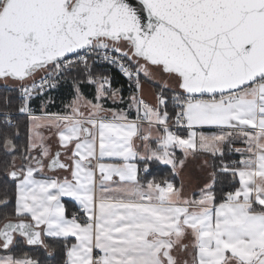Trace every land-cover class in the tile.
I'll list each match as a JSON object with an SVG mask.
<instances>
[{"label":"snow or ice","instance_id":"snow-or-ice-1","mask_svg":"<svg viewBox=\"0 0 264 264\" xmlns=\"http://www.w3.org/2000/svg\"><path fill=\"white\" fill-rule=\"evenodd\" d=\"M93 55L119 64L137 93L141 73L155 70L157 103L133 95L135 118L105 108L101 101L119 89L93 77ZM81 65L98 85L95 102L74 80L70 113L32 114L33 93ZM0 82L19 86L18 111L30 120L27 147L7 164L14 197L0 199V250L26 245L53 256L59 243L60 264H264V0H0ZM44 127L56 130L61 151L45 144ZM11 135L0 132L15 153ZM236 139L245 147L229 150L241 159L221 160L219 171L238 186L219 199L215 171L198 197L185 195L183 181L147 178L148 161L180 176L205 155L223 158ZM46 168L69 175L37 178ZM63 197L78 203L83 220L67 215ZM0 264L40 261L24 252L0 255Z\"/></svg>","mask_w":264,"mask_h":264},{"label":"trees","instance_id":"trees-1","mask_svg":"<svg viewBox=\"0 0 264 264\" xmlns=\"http://www.w3.org/2000/svg\"><path fill=\"white\" fill-rule=\"evenodd\" d=\"M89 66L93 77H107L110 81L111 88L119 89V94L115 99L107 97L101 101L105 107L115 106L118 104L116 102H120V104L123 106L127 103H131V97L135 95V91L129 87L126 79L120 74L116 67L108 64H99L93 60H89ZM66 78L69 84H65L64 87L61 86V89L65 94H71V88L75 80L76 83L85 88V92L88 96H96L97 85L95 83H88L87 73L84 71L82 65L80 69L73 70L70 74L66 73L65 76L61 78L60 82ZM18 87L19 86L17 85H6L0 82V132L6 130L8 133H11V138L13 139L17 149L15 153H9L3 146V137L0 136V199H3L5 195H7L10 200L14 197V184L6 175L7 164L11 161L12 155H17L19 157L24 152V149L27 147L29 142V117L13 115L11 117L13 121L12 125H6L5 121L3 120L2 112H19L18 109L20 107V101L17 97ZM156 90L157 93H159L161 91V86L156 85ZM165 95L167 97L166 109L169 112V115L174 118L176 109L174 102L171 99L173 92L171 90H165ZM17 132L18 135H16ZM231 159H233V157L225 156L223 158H216L213 162V170L217 173L215 190L218 199L222 193L231 191L235 186L238 185L237 182L233 180L231 173H222L219 171L221 160H223V163H225L226 160ZM148 165L150 171V174H147L148 179H151L152 177H156L158 179L161 177H169L174 179L177 183L178 177L171 176L170 166H165L158 161H148ZM140 175L143 177L146 174L141 172ZM197 194L199 193H195V195ZM10 209L11 204L9 205V210ZM0 219H2V217H0ZM48 242L52 243L51 238H48ZM55 247L57 248V254L53 256H49L43 248H33L26 245L21 249H14L13 253L10 254L21 255L22 253L26 252L29 255L37 258L40 261V264H60L59 249L62 247V245L57 243Z\"/></svg>","mask_w":264,"mask_h":264},{"label":"crops","instance_id":"crops-1","mask_svg":"<svg viewBox=\"0 0 264 264\" xmlns=\"http://www.w3.org/2000/svg\"><path fill=\"white\" fill-rule=\"evenodd\" d=\"M142 75V73H141ZM155 78L157 76H160L158 73H155V70H153V76ZM151 82V81H150ZM69 84V82L66 79H63L60 83H58L55 87L51 88L50 90L36 94L33 97V103L36 106V113L34 115L37 116H44L48 114H66L71 112V108L69 107L72 104V101L76 98V89L74 87V84L71 88V94H65L61 86H65V84ZM141 83H142V91L139 92V97H142L144 101H146L148 104L155 105L157 103V90H156V85H160L158 82H151V83H144L143 82V77L141 78ZM97 85V84H96ZM98 87V85H97ZM96 87V88H97ZM80 93L83 95L84 98L87 100H91L95 102V97L88 96L85 92V88L83 86L79 85ZM115 106L112 107H105L108 109H112L115 111H120V110H125L130 113V118H135L136 117V110L135 107L133 106L132 108H129V104L127 103L124 106L120 104V102H116ZM133 111V114H132ZM41 133L42 135H45V144L50 147V151L55 154L57 151H61L60 145L58 142V137L56 135V130L54 128H41ZM200 131H204L205 133L211 134L216 131H218L216 128L213 127H205L203 129H200ZM186 132V130H185ZM187 134V133H186ZM185 134V135H186ZM137 144L140 145V151H143V146L140 141H137ZM153 143V147H154ZM245 147V144L240 140L236 139L231 145H225V156H230L233 157L231 160H226V161H238L241 159V154L229 149H235V148H240L243 149ZM38 151H34L33 155H38ZM177 156H182V153L177 150ZM216 158H221L219 156L217 157H212L209 155L203 156L200 161L190 163L188 167L185 169V171L180 175L177 176V185L183 181L184 183V191L186 196H196L198 197L199 194L195 195V193H199L200 188L203 187L205 182H208L211 180L210 173L213 172V162L215 161ZM60 159L62 162H65V155L62 153L60 156ZM203 159H207L209 161L208 166H204L203 168L201 167V163ZM225 161V162H226ZM50 160H46L45 163L48 164L50 163ZM105 162H111L107 158ZM19 163V161H18ZM143 161H137L138 167L142 168L143 167ZM69 175L66 172H63L62 170H48L47 168L45 169V172L41 174H37V178H45V177H56L59 176L60 178H63L64 176ZM238 186V185H237ZM63 203L66 206L67 210V215L71 214L72 212L75 211H80V206L76 201H74L70 197H63L62 198ZM6 253V252H5ZM10 254V253H6Z\"/></svg>","mask_w":264,"mask_h":264},{"label":"built area","instance_id":"built-area-1","mask_svg":"<svg viewBox=\"0 0 264 264\" xmlns=\"http://www.w3.org/2000/svg\"><path fill=\"white\" fill-rule=\"evenodd\" d=\"M111 55H113V56H118L117 53H111ZM89 60H93L94 62L99 63V64H103V65H104V64H106V65L108 64V65H113L114 67H116V69H118V71L120 72V74L126 79L127 84L129 85V87L135 91V95L139 97V93H137L136 90H135L134 82H133V81H130V80H129V79L123 74V72H122V70H121L119 64H117V63H108L107 61L103 60L102 57L99 56V55H93L92 57L89 58ZM123 62L125 63V65H128V64L130 63L129 61H127L126 58H123ZM43 75H44V73H38V74H37V76H36V78H35L37 83H39V81H40V77L43 76ZM60 80H61V78H58L57 80H55V81H54V82H55V85H57V84L60 82ZM105 87H108V85H105ZM51 88H53V87H51ZM51 88L45 86L44 91H39V90H37V91H35V92L33 93L32 99L29 101V105H28V107H29L30 111L32 112V114H35V113H36V106H35L34 103H33V97H34L36 94L46 92V91L50 90ZM17 97H18V99H19V101H20V106H21V104H22V97H21V93H20L19 87H18V89H17ZM145 102H146V101H145ZM146 103H147V102H146ZM2 114H3V120H4V121H5V115H7V118H10V119H11V117H12L13 115H22V116H27V117H29V116H28V113L11 112V111L2 112ZM136 115H137V114H136ZM141 115H142V113H141ZM11 120H12V119H11ZM173 120H174V118H173ZM12 124H13V121H12ZM172 130H173V131H178L179 129H177V128L174 126ZM179 131H180V134H182V135H185V134H186L185 130H179ZM231 162H232V161H228V162H225V164H229V165H230ZM73 213H77V214L79 215V217H80L81 220L84 219L83 213H82L81 211H75V212H72L71 214H69V217H71V215H72Z\"/></svg>","mask_w":264,"mask_h":264},{"label":"rangeland","instance_id":"rangeland-1","mask_svg":"<svg viewBox=\"0 0 264 264\" xmlns=\"http://www.w3.org/2000/svg\"><path fill=\"white\" fill-rule=\"evenodd\" d=\"M142 77H143V82L144 83H151L152 81L154 82H158V83H160V84H162V82H161V78H160V76H157L156 78H155V76L154 77H145L144 76V74L142 73ZM151 81V82H150ZM158 94V93H157ZM73 102V101H72ZM39 131H40V133H41V130L39 129ZM42 134V133H41ZM43 137H44V141H45V135H42ZM6 253L4 252V251H2V250H0V255H5Z\"/></svg>","mask_w":264,"mask_h":264},{"label":"water","instance_id":"water-1","mask_svg":"<svg viewBox=\"0 0 264 264\" xmlns=\"http://www.w3.org/2000/svg\"><path fill=\"white\" fill-rule=\"evenodd\" d=\"M130 2L133 3L134 6L138 4V0H130Z\"/></svg>","mask_w":264,"mask_h":264}]
</instances>
